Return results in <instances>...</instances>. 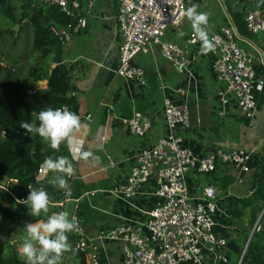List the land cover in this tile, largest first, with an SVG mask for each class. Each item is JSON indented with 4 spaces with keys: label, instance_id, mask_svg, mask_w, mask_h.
<instances>
[{
    "label": "built area",
    "instance_id": "built-area-1",
    "mask_svg": "<svg viewBox=\"0 0 264 264\" xmlns=\"http://www.w3.org/2000/svg\"><path fill=\"white\" fill-rule=\"evenodd\" d=\"M42 1L56 5L60 12L69 17L80 7V0ZM245 1L246 29L251 33H264V5L256 7L252 4L253 0ZM186 8L184 0H116L115 20L119 43L114 74L145 87V72L132 60L135 55L149 51L152 45H157L160 54L177 72L185 71L191 60L189 48L198 41L196 33L189 31L179 42L165 39L163 34L168 27L180 23L185 17L183 12ZM84 25V17L77 16L72 29ZM59 33L66 35L64 31ZM209 33L216 37V48L211 52L214 54L212 69L222 84L216 93V112L223 115L228 105L233 103L245 117H251L255 106L251 92V57L237 44L236 32L228 17ZM261 48L264 52V42ZM157 88L162 92L164 131L149 145L135 151L124 180L110 189L112 196L132 207L139 215L137 218L119 216L115 227L99 237L116 240L120 244L123 264L226 263V239L217 234L216 227L221 217H225L222 199L232 193L229 189L220 192L212 182L200 184L197 178L220 163L233 170L235 181L239 182L242 174L249 169L252 153L244 148H215L205 154L194 153L180 134L189 127L186 88L163 81L158 82ZM32 91V88L28 89L27 93ZM59 107L69 108L88 122L94 116L88 112L79 113L69 106ZM117 118L132 135L142 137L150 131L149 117L137 109H133L127 117ZM78 160V155L71 160L75 175L66 177L69 186L63 189L62 198L55 202L58 209L50 214L62 212L65 202L73 199L69 218H75L78 228L71 232L74 235L72 249L84 254V264H98L97 255L84 235L83 218L77 207L78 198L70 194L71 183L77 177ZM108 160L111 164V159ZM41 173L42 166H39L36 175ZM4 184L0 182V189L5 187ZM36 189L43 188L38 185ZM6 192L10 193L8 188ZM10 194L16 202L27 198ZM144 194L154 195L155 200L151 205L139 204L138 198ZM223 226L227 230L233 228L229 223H223Z\"/></svg>",
    "mask_w": 264,
    "mask_h": 264
},
{
    "label": "crops",
    "instance_id": "crops-1",
    "mask_svg": "<svg viewBox=\"0 0 264 264\" xmlns=\"http://www.w3.org/2000/svg\"><path fill=\"white\" fill-rule=\"evenodd\" d=\"M184 1L186 7L196 5L198 12L210 13L209 32L223 22L221 14L226 15V12L219 0H214L213 4L204 0ZM252 4L262 7L264 0H253ZM78 11L84 17L85 25L66 33L65 40L60 45L59 60L72 63L69 77L75 87V91H72L75 103L69 107L79 113L94 114L89 122L84 118L81 119L85 127L79 133L78 139L83 141L85 150L92 151L99 159L79 158L77 177L72 181L71 186L77 192L75 197L78 198L77 203L80 202L78 209L83 212L80 216L83 218L82 226L86 241L96 253L98 264H123L120 244L116 240L104 239L99 235L115 227L119 216L137 218L139 215L132 207L112 196L110 189L124 180L133 159L131 156L135 151L149 145L164 131L162 92L157 88L159 81L186 88L189 127L180 134L184 143L194 153L205 154L215 148H244L252 153L250 172L248 169L243 173L241 181H235L234 171L228 169L233 180L226 185L224 191L229 189L232 195L222 199L223 210L225 211L224 207L230 203H235L238 198L249 193V189H246L247 184H243V179L245 175L248 178L253 169H259L258 162L264 147V57L261 53L264 33L256 32L251 39L237 37L241 42L237 44L251 57L253 71L251 92L255 102L252 116L245 117L231 102L225 113L220 116L216 112V93L222 84L218 82L212 69L214 54L211 52L207 55L201 54L199 40L189 48L191 60L186 70L181 73L177 72L160 54L157 45H152L146 53L135 55L132 61L143 68L147 80V85L140 87L135 81L125 80L114 74L119 43L115 20L116 0H81ZM12 29L15 44L11 45L13 46L9 51L11 56L17 54V46L24 44V42L19 43V37L22 38L25 32L31 33L26 19L12 25ZM191 30L193 29L190 21L184 17L177 25L168 27L163 37L179 42ZM181 31L184 33L183 36L179 35ZM2 43L3 40L0 39V44ZM0 63H4L1 52ZM44 85V79L38 80L32 89ZM133 109L145 113L150 119V131L142 137L132 135L117 118L129 116ZM77 155L75 146L70 149L66 145L65 156L74 160ZM108 158L111 159V164ZM224 168L222 166L220 169L226 170ZM55 176V173L47 172L42 167V173L36 175V178L45 180L52 192L62 191L63 189L58 185L49 182ZM203 179L202 181H207ZM138 199L139 204L148 206L155 197L144 194ZM52 202L56 205V201ZM51 210L49 209L48 214L42 213V217L38 220L46 219ZM224 216L216 227L217 234L226 240L232 239L238 246L237 230L235 228L227 230L225 225L223 226V223L230 221L226 214ZM24 228L17 227L9 234L3 256L7 257L14 250L17 258L23 261V264H27L25 258L18 253V248L26 235ZM71 250L73 249L63 253L60 264L76 262V254Z\"/></svg>",
    "mask_w": 264,
    "mask_h": 264
},
{
    "label": "trees",
    "instance_id": "trees-1",
    "mask_svg": "<svg viewBox=\"0 0 264 264\" xmlns=\"http://www.w3.org/2000/svg\"><path fill=\"white\" fill-rule=\"evenodd\" d=\"M233 1L235 0H222V4L227 10ZM245 8L246 1L243 0L240 10L229 12L228 18L235 26L237 37L251 39L254 33L245 27ZM0 13L8 21L5 27L0 28V39H3L6 33L12 36V25H16L22 19L27 20L32 33V49L28 53L11 56L9 51L13 46H10L9 51L3 53L5 63H0V181L5 176L7 180L4 186L16 197L28 196L29 188L36 189L40 185L47 191L52 201H58L62 198L63 190L52 192L45 180H37L36 170L47 157L65 156L66 144H61L59 151L53 150L38 134L28 133L20 124L22 121H28L37 125L39 122L37 114L42 109L71 106L75 103V96L72 93L75 87L69 77L72 63L59 60L51 67L49 57L54 42L53 34L61 31L70 32L81 12H74L73 16L69 17L60 12L56 5L42 0H0ZM221 16L222 21L227 19L226 15ZM12 38L10 43L14 45L15 38ZM29 58L31 59L28 60ZM43 79L45 80L43 87L27 93L28 89L35 86L36 81ZM8 131H16L24 138L11 147L13 139L7 135ZM221 167L222 165L217 163L213 170L203 173L202 176L223 192L226 185L233 180V176L227 167L223 171ZM258 168L253 169L245 181L249 193L224 207L225 214L230 218L228 221L232 222L229 221L230 225L238 233L240 245L237 243L239 249L237 259L245 244L239 264H264V147ZM10 178L15 180L12 181ZM73 190L71 186V197L77 194ZM10 193L0 189V264H23L14 250L7 257H3L7 239L17 227H25L27 223L41 218L43 214L41 213L39 217L31 216L29 207L18 204ZM50 209L53 212L58 206ZM78 213L83 212L78 209ZM3 236L6 239H2ZM68 239L72 246L74 235L68 233ZM71 251L77 257L76 262L72 264H84V254L76 250ZM230 252L232 251L226 252L227 262L223 264L230 263ZM237 259L233 264H236Z\"/></svg>",
    "mask_w": 264,
    "mask_h": 264
},
{
    "label": "clouds",
    "instance_id": "clouds-1",
    "mask_svg": "<svg viewBox=\"0 0 264 264\" xmlns=\"http://www.w3.org/2000/svg\"><path fill=\"white\" fill-rule=\"evenodd\" d=\"M183 15L190 21L191 27L201 43L200 53L207 55L216 48V37L210 36L208 25L210 13L198 12L196 5L186 8ZM180 36L184 33L181 31ZM195 42V41H193ZM38 126L28 121H22L20 126L28 133L38 134L49 143L51 149L59 151L61 144H66L83 160H98L92 151L85 150L84 143L78 139L79 133L85 127L81 117L67 107L42 109L37 114ZM43 169L57 175L49 181L61 189L68 188V179L75 175V168L67 156L56 158L47 157L42 163ZM18 183V182H17ZM7 191V187L3 188ZM18 204L29 207V214L33 217L48 214L50 207H55L47 191L43 189H30L26 199H18ZM78 223L75 218H69L67 212L52 213L46 219L26 224L24 236L18 253L25 258L27 264H60L64 252L71 249L68 233L76 231Z\"/></svg>",
    "mask_w": 264,
    "mask_h": 264
},
{
    "label": "water",
    "instance_id": "water-1",
    "mask_svg": "<svg viewBox=\"0 0 264 264\" xmlns=\"http://www.w3.org/2000/svg\"><path fill=\"white\" fill-rule=\"evenodd\" d=\"M219 1L221 3H223L222 0H219ZM242 1L243 0H235L231 3V5L229 6V8L227 10L225 9L227 17H229V12L234 13V12H237L240 10L241 5H242ZM262 20L264 21V16L262 17ZM231 25H232L233 29L235 30V26L233 25L232 22H231ZM53 39H54V42L51 45V56H50L51 67H53L55 65V63H57L59 61L60 45L65 40V35L62 33L53 34ZM261 53L263 54V57H264V52H263L262 48H261ZM7 135L12 137V139H13L11 147H13L17 141L22 140L24 138L20 133H18L16 131H8ZM5 181H6V177L3 176L2 181H1L2 184H4ZM73 203H74L73 199H68L62 208V212H67L69 214L71 212ZM2 239H5V236H3ZM225 247L228 250H231L232 252L239 253L238 246L234 243V241L232 239L226 240ZM244 247L245 246H243V248L240 251V254L238 256L236 264H239L242 253L244 252Z\"/></svg>",
    "mask_w": 264,
    "mask_h": 264
},
{
    "label": "rangeland",
    "instance_id": "rangeland-1",
    "mask_svg": "<svg viewBox=\"0 0 264 264\" xmlns=\"http://www.w3.org/2000/svg\"><path fill=\"white\" fill-rule=\"evenodd\" d=\"M204 1H207V2H209L211 4L214 3V0H204ZM192 2H193V0H192ZM209 3H208V5H210ZM7 22H8L7 18L3 14L0 13V28L5 27ZM12 39H13L12 36L9 35L8 33L3 35V39H2L3 43L0 44V52L1 53H5L7 50L9 51L10 46H11L10 41H12ZM23 42H24V44L17 46V48H16L17 54L21 53L22 55H24L25 53H28L32 49V46H31V43H32V41H31V33L29 34L28 32H25L24 36H22V38L19 37V43H23ZM236 42L239 43V44L241 43L240 40H238V39H236ZM14 51H15V47H14ZM4 63H5V61H4ZM199 177H198L199 180L198 179L197 180H198V182L200 184L206 182V181H202L203 178H202L201 175H199ZM246 179H247V177L245 175L244 179H243V184H245ZM218 195H220V193H218ZM50 208H52V207H50ZM237 243L240 245V241L239 240H237ZM3 255L5 256V251H3ZM236 259H237V253L230 252V254H229V262L230 263L229 264H233V262H235ZM214 264H223V263L220 262V261H215Z\"/></svg>",
    "mask_w": 264,
    "mask_h": 264
}]
</instances>
